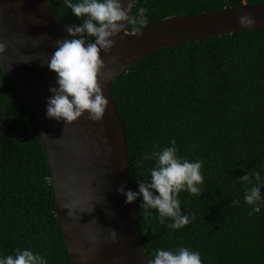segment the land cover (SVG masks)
<instances>
[{
	"label": "trees",
	"instance_id": "16d2710c",
	"mask_svg": "<svg viewBox=\"0 0 264 264\" xmlns=\"http://www.w3.org/2000/svg\"><path fill=\"white\" fill-rule=\"evenodd\" d=\"M45 1L63 25L80 22L63 0ZM242 3L264 0H135L130 14L144 7L149 24ZM110 93L125 133L130 190L147 180L154 161L143 156L154 144L175 139L178 156L202 161L201 195L178 193L190 217L184 227L170 229V218L161 224L155 210L145 214L139 198L130 203L147 259L157 248L184 246L202 264H264V204L249 216L243 194L250 185L240 180L253 172L264 180V29L161 48L118 74ZM18 248L47 264H71L35 117L0 68V255Z\"/></svg>",
	"mask_w": 264,
	"mask_h": 264
},
{
	"label": "water",
	"instance_id": "95a60500",
	"mask_svg": "<svg viewBox=\"0 0 264 264\" xmlns=\"http://www.w3.org/2000/svg\"><path fill=\"white\" fill-rule=\"evenodd\" d=\"M126 6L127 0H123ZM248 14L252 24L241 25ZM126 28V27H125ZM101 51L98 77L108 103L102 118L87 112L72 122L45 115L55 74L47 61L57 39H71L45 0H0V68L34 115L48 162L54 212L71 264H148L140 228L130 203L117 192L129 190L125 133L110 88L133 63L164 47L186 41L264 29V3H242L211 11L171 15L126 29ZM122 37V38H121ZM114 231V233H113Z\"/></svg>",
	"mask_w": 264,
	"mask_h": 264
},
{
	"label": "clouds",
	"instance_id": "9594fccd",
	"mask_svg": "<svg viewBox=\"0 0 264 264\" xmlns=\"http://www.w3.org/2000/svg\"><path fill=\"white\" fill-rule=\"evenodd\" d=\"M63 3L80 22L64 24L66 33L73 38L57 39L55 50L48 58L47 67L55 74V79L48 89L45 115L57 121L72 122L87 112L88 119L98 121L108 103L98 82L104 67L100 53L109 52L114 38L129 25L140 37L142 32L135 26L147 23V9L138 7L135 15L130 14L135 0H127L126 6L123 0H63ZM238 22L247 25L254 21L248 14H242ZM4 47L0 43V53ZM153 149L143 156L145 160L154 161V166L148 169L147 180L137 181L135 191L121 186L117 192L125 197V203L139 198L145 214L150 215L151 210H155L161 224L165 218H170L167 227L180 229L190 222V217L181 213L178 193L187 191L190 195H201L202 161L178 156L175 139H171L167 147L154 144ZM240 180L250 185L243 194L244 203L251 207L249 216L259 213L264 204L261 195L264 180L259 172H253L251 177L246 173ZM232 203L238 204V201ZM0 264H47V261L31 249L18 248L13 254L0 255ZM148 264H202V261L198 251L181 246L175 250L157 248Z\"/></svg>",
	"mask_w": 264,
	"mask_h": 264
}]
</instances>
